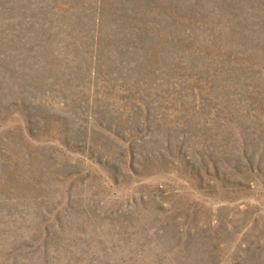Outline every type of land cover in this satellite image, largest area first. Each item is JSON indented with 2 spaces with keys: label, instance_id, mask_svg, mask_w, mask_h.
<instances>
[{
  "label": "rangeland",
  "instance_id": "1",
  "mask_svg": "<svg viewBox=\"0 0 264 264\" xmlns=\"http://www.w3.org/2000/svg\"><path fill=\"white\" fill-rule=\"evenodd\" d=\"M0 264H264V0H0Z\"/></svg>",
  "mask_w": 264,
  "mask_h": 264
}]
</instances>
